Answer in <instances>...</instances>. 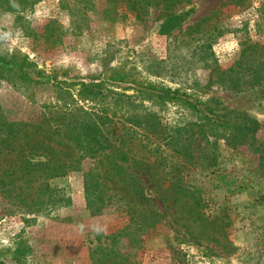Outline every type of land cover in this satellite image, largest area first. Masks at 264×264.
I'll use <instances>...</instances> for the list:
<instances>
[{"label":"rangeland","instance_id":"374dc122","mask_svg":"<svg viewBox=\"0 0 264 264\" xmlns=\"http://www.w3.org/2000/svg\"><path fill=\"white\" fill-rule=\"evenodd\" d=\"M260 1L191 0L193 13L168 35H158L160 13L154 8L147 7L138 19L125 5L118 4L115 12H109L106 0H17L15 11L0 9V55L25 59L45 76L52 74L67 83L122 78L109 88L118 92L124 88L128 95L135 90L179 89L195 109L205 111L202 102L213 98L220 102L210 103L215 111L224 106L259 123L253 144L236 149L226 147L221 139L217 146L206 144V153L193 160L187 171V183L201 191L205 213L228 223L226 249L217 242L208 243L207 248L176 244L172 229L180 228L161 225L133 248L128 238H118L113 247L128 255L131 264H264V155L258 151L259 145L264 147V101L251 90L236 93L213 83L210 73L213 67L225 70L233 64L243 35L255 39ZM190 7L182 4L177 11ZM205 16L227 32L216 37L209 50L195 54L193 48L201 42L183 34ZM49 88L27 87L12 72L0 73L1 115L10 123H38L43 107L54 103ZM137 104L135 111L145 115L141 125L147 126L145 117L150 116L164 129L163 138L172 147L191 133L196 143L205 144L197 131L206 122L195 109L178 102L155 106L137 100ZM196 154L200 153L195 147ZM209 158L214 164L205 167ZM52 185L64 196L50 211L38 215L0 194L3 263L16 264L13 253L21 244L26 251L22 264H92L91 250L109 246V236L127 224V216L112 209L90 214L81 173H70ZM170 212L165 218L169 223L177 214L174 209Z\"/></svg>","mask_w":264,"mask_h":264},{"label":"trees","instance_id":"16d2710c","mask_svg":"<svg viewBox=\"0 0 264 264\" xmlns=\"http://www.w3.org/2000/svg\"><path fill=\"white\" fill-rule=\"evenodd\" d=\"M15 1L0 0V9L15 11ZM118 4L125 5L138 19L147 7L159 11L158 35L179 29L194 10L191 0H106L109 12H115ZM182 4L190 8L177 11ZM257 11L255 39L243 35L233 64L225 70L213 67L210 73L215 77L213 83L236 93L251 90L264 101V0L259 2ZM210 19L211 16H205L195 21L183 34L192 42H201L193 48L195 54L209 50L211 42L227 32L224 27L220 30L211 24ZM17 59L14 55H0V73L12 72L27 87L50 86L54 103L43 107L42 118L34 124L10 123L0 113L1 196L38 215L50 211L64 196L52 181L73 172L81 173L91 215L112 209L128 218L121 230L109 236V246L91 250L92 264H131L128 255L113 247L118 238H128L133 248L161 225L175 224L180 228L177 231L172 227L176 244L207 248L208 243L217 242L223 251L226 249L228 223L220 216L211 218L205 213L201 191L187 183V171L193 160L206 153L207 145L217 146L220 139L231 149L253 144L260 127L256 119L224 106L215 111L210 103L220 102L213 98L202 102L205 111L195 109L196 105L179 89H155L159 93L135 90L128 95L124 88L120 92L109 88L122 78L58 81L52 74L45 76L25 59ZM137 100L155 106L178 102L203 114L206 124L199 125L197 134H201L199 141L205 140V144L196 143L191 133L172 147L163 138L164 129L147 118L150 116L145 117L148 125H141L140 118L145 115L135 111L139 106ZM259 146L258 151L264 155V147ZM195 147L200 154L193 156ZM213 164L214 159L209 158L205 167ZM173 209L176 217L166 222ZM25 253L24 246H16V264H22Z\"/></svg>","mask_w":264,"mask_h":264}]
</instances>
